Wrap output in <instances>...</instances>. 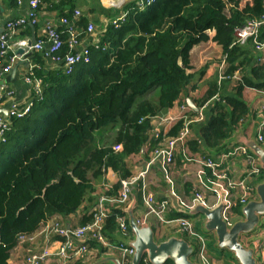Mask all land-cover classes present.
Instances as JSON below:
<instances>
[{
  "label": "trees",
  "instance_id": "1",
  "mask_svg": "<svg viewBox=\"0 0 264 264\" xmlns=\"http://www.w3.org/2000/svg\"><path fill=\"white\" fill-rule=\"evenodd\" d=\"M77 1L62 0L57 5L62 16H73ZM139 1L122 9L100 6L90 11L109 19L127 13L120 26L108 25L89 48L90 64L70 75L62 63L45 74L34 66L35 77L42 80L41 98L34 94L30 112L11 118L4 141L0 139V264H9L20 239L36 233L54 215L69 218L83 204H97V186L108 169L121 180L132 175L128 158L147 144L152 119L173 108L186 92L192 79L191 51L209 40L208 32L215 31L213 40L225 52V74L240 72L246 86L264 91V62L253 66L252 41L233 45L235 30L264 14V0H157L144 10ZM88 22L87 17L76 22L80 40ZM261 31L264 42V27ZM59 32L66 39L63 29ZM67 52L64 47L61 55ZM248 69L250 77L244 74ZM243 87L231 95L217 82L210 86L203 103L212 101L211 116L198 124L201 138L190 143L192 152L208 157L233 135L249 113L241 99ZM216 95L219 101L213 100ZM182 127L183 121L178 122L168 135L177 136ZM108 209L105 234L115 242L120 234L116 218L128 216V210L123 205ZM236 212L242 215L240 209ZM90 220L85 215L81 225ZM127 233L132 234L130 227Z\"/></svg>",
  "mask_w": 264,
  "mask_h": 264
},
{
  "label": "crops",
  "instance_id": "2",
  "mask_svg": "<svg viewBox=\"0 0 264 264\" xmlns=\"http://www.w3.org/2000/svg\"><path fill=\"white\" fill-rule=\"evenodd\" d=\"M61 1L62 0H44L38 10L37 24L28 25L25 28L18 30L15 34H12L10 42L13 46L14 52L16 51L18 46H24L23 43L26 44V42L31 39L33 35L36 36V42L42 41L45 43L42 51H34L33 54L28 56L24 54V59L22 58V56H20L13 70L10 73L6 74L3 80L0 82V88H3L4 96L3 101L0 105V115L4 116L5 111L9 108L11 109L13 107H24L28 105L32 100L34 95V85L29 84L26 81V76L28 75L30 69H34L36 67V70L38 72L41 71L45 74L50 70L61 67V65L57 62H54L49 55L50 46L46 42L45 31V24L50 22L54 23V26L56 27V29H58V31L60 29H63V32H66V27L61 24V18L66 17L69 20L73 19L74 13L73 16L71 14L70 17L62 16L60 10L57 8V5L60 4ZM109 1L111 2V0H108V2ZM29 2L30 0H0L1 23L4 24L21 18L27 19L29 13L31 12ZM125 2L117 4V7ZM76 6V8L82 12L81 18L87 17L89 20L88 23H92L95 25V32L91 34L88 33L87 30L86 32H84L85 34L83 37H81L78 51H81L85 47L90 48L92 45L97 44L100 34L106 29V27L124 14V12L121 13V15L115 19H109L107 17L104 18L103 16L98 17L95 14H91L90 11L96 7L117 9L115 8V6L106 5L104 0H78ZM89 24L87 25V28ZM78 30L79 28L77 29V31ZM5 33L9 32L6 30ZM208 36V41L195 46L191 51L190 56L192 67L188 71V74L191 75L192 79L190 85L186 88V92L182 94V97L175 103L173 108L165 112V114L157 116V118H155L151 122V129L149 131V139L147 144L139 154L132 155L128 158L127 163L130 167L132 175L137 174L145 169V166L150 161L155 148H157V142L154 138V133L156 131L165 132L166 130L170 132L172 128L175 127V125L171 121H161V119H168L176 116L178 117L183 114L182 106L191 108L187 102L188 100H190L199 109L210 102L204 111L206 119L205 123L208 122V119L211 116V109L209 108V106L212 101L203 103V99L209 91L210 86L217 82L218 88L221 89V91L231 95H236L235 88L242 84L244 86V89L241 99L248 107L249 113L238 123L233 135L223 142V144L217 149L216 153L210 152V154L205 155H210L208 157H213L215 159L224 160V168L231 173L232 177L235 180L246 179L247 165L244 157L240 153L233 155L232 152L235 148H238L240 146L245 147L244 142L256 141L258 128L263 119L260 107L261 104L264 103V91L246 86L243 83L242 77V81L227 80V82L223 81L219 84V76L221 70H224L226 72L229 64L224 60L226 59V55L223 48L213 40L215 31L208 32ZM33 45H35V43ZM248 45L249 44L246 43L243 46ZM252 50L254 53L253 66L255 64H262L264 62L261 61L262 55L260 53H257L255 51V48H253ZM244 74L250 77V69H248ZM36 77L38 76L36 75ZM191 128L192 141L199 140L201 138L200 130L202 128V125L194 124ZM260 147L264 150L262 146ZM190 155L200 158L204 157L202 153L192 152L191 146ZM255 157L257 160V164L261 165L259 158L257 156ZM148 179L151 184V189L155 192L157 198L159 200L168 199L170 201L173 209V213L168 214L170 218H173L176 215H189V213L192 212L198 205H203L205 208L212 210L220 205L226 194V190L224 187L213 184V182L211 181L212 176L209 171L202 168L198 163H188L181 155L177 156L175 165L168 171H165L162 162L156 163L153 167V170L149 172ZM262 180V178L259 179L254 177L248 179L247 183L256 192V187L262 182ZM120 181L121 178L119 177L118 173L110 170L105 176L102 183L97 186V192L99 196H101L102 193L101 191L103 183H105L106 185H111V187L113 188V195L118 194L120 188L116 191V193L114 191L116 185H120ZM197 193L202 194L203 197H205L203 204L196 201L195 194ZM255 200H257V196ZM132 203L134 217H140L144 212V204L142 196L137 189H134L133 191ZM95 205L96 204L85 203L79 209L77 214L69 218H63L64 220L58 215H54L52 218L61 220L62 224L65 227L81 225L82 218L85 215L89 216L93 211ZM237 216L239 217V215ZM188 219L190 221L191 219L201 220L204 228L206 219L203 215H189ZM261 223L264 224V217L261 218ZM193 225L195 228L196 224L193 223ZM150 227L153 228L157 242H165L171 237L183 238L182 232H180L179 226L176 224L161 225L156 219L152 218ZM195 231L199 234L196 229ZM212 233L215 235L214 232ZM115 239L116 240L114 243H119L120 241H122L128 244L129 242L133 241L134 234H129V236L126 238L118 233L115 235ZM187 241L193 246L197 244L194 238L187 237ZM240 241L246 248H253L255 250L256 259H260L262 256L264 257V231H255L249 235H243L241 236ZM47 248L52 253V256L48 258L44 264H57L58 258L56 256V253L58 251V244L44 236H39V238L33 244H19L13 250L9 264H24L25 259L29 255L41 253L44 249ZM98 254L99 253L97 250L91 249L90 253L83 262H76L73 264H94L98 261ZM209 256L217 264H227L222 258H216L212 254H210V252ZM232 258L233 259H231L228 264H239L233 256ZM194 262L196 264H199V261L196 258L194 259Z\"/></svg>",
  "mask_w": 264,
  "mask_h": 264
},
{
  "label": "built area",
  "instance_id": "3",
  "mask_svg": "<svg viewBox=\"0 0 264 264\" xmlns=\"http://www.w3.org/2000/svg\"><path fill=\"white\" fill-rule=\"evenodd\" d=\"M157 0H140L139 8L144 10L148 6L155 3ZM42 0H30L29 5L31 12L27 19H16L2 24L0 21V82L6 74L10 73L17 61L18 55L13 51L10 39L12 34L18 30L25 28L28 25H36L38 20L39 5ZM82 12L77 9L74 12V17L69 20L66 17L61 18V24L66 27V39L62 37V33L56 29L54 23H46V42L49 44V55L54 62L62 63L64 71L67 75L72 74L76 68L83 64L91 63V51L89 47H85L78 51L80 44L79 32L76 28V22L81 17ZM127 13H124L119 18L112 22L115 26H120L121 22L126 19ZM264 27V14L252 21H249L243 27L237 28L234 32L235 42L233 45H244L252 41L255 51L262 55L264 61V42L260 37V32ZM9 33H5L6 30ZM88 33L95 32V25L89 24L87 28ZM42 41L36 42L35 45L30 47L33 51H42L44 47ZM21 44V43H20ZM23 45H26L23 43ZM67 47L68 52L61 55V50ZM24 56L22 55V58ZM226 61V59H224ZM225 63V62H224ZM33 68L30 69L26 76V81L34 85V94L41 98L42 94V80L35 77ZM242 81L240 72H236L233 76H227L224 70H221L219 76V84L223 81ZM3 88H0V105L3 101ZM213 100L219 101V95H216ZM210 103V102H209ZM200 108L198 113L193 114V110L187 106H182L183 114L180 116L161 119V121H171L174 125L183 121V127L177 136H169V131L165 132L156 131L154 138L157 142L150 161L146 164L145 169L137 174L120 181V190L118 194L113 195V188L111 185L102 184V193L99 197L97 204L91 212V220L89 223L77 226L65 227L61 220L52 218L42 224L41 228L34 234L23 236L20 239V245L33 244L39 236H44L58 244V251L56 256L58 258L57 264H73L76 262H83L88 256L91 249H95L103 256H115L119 259L121 264H132L135 250L128 246L127 243L120 241L119 243L112 242L105 234L107 219L111 217L109 207L114 205L126 206L129 210L132 203V194L134 189H137L143 199L144 212L140 217L135 218L138 227L150 226L151 219H156L161 225L179 226L180 232L183 236L194 238L196 240V259L199 264H217L213 261L208 252L206 239L195 231L193 223L186 217L175 216L170 218L168 214L173 213L172 205L168 199L159 200L155 192L151 189V184L148 179L149 172L153 170L156 163L162 162L165 171L170 170L176 163L177 156L181 155L188 163H198L202 168L211 173L212 182L215 185L224 187L226 190L225 198L221 201L224 203L223 220L229 227L233 226L234 220L242 216L236 212L237 209L242 211L249 202L255 200L256 192L247 183L250 178L263 179L264 171L261 165L257 164L255 155L244 146L235 148L232 154H242L247 165V177L243 180H235L231 173L228 172L223 164L224 160L215 159L213 157H197L190 155V143L192 142V125L201 124L205 121L204 111L209 104ZM32 101L24 107H13L9 110L7 116L0 115V139H3L6 131L9 129V122L11 118H21L27 115L32 107ZM262 114V122L258 128L256 141L264 148V103L260 107ZM157 118L154 117L152 121ZM121 146L115 147V151L120 152ZM111 169L106 171L105 176ZM104 176V178H105ZM196 201L202 203L205 200L202 194H195ZM203 206V205H201ZM123 237H128L129 219L128 216L119 215L116 218ZM98 254V256H99ZM52 256L50 250L44 249L41 253L29 255L24 264H44L45 261ZM257 264H264V257L256 259ZM144 262L150 264L147 258Z\"/></svg>",
  "mask_w": 264,
  "mask_h": 264
},
{
  "label": "water",
  "instance_id": "4",
  "mask_svg": "<svg viewBox=\"0 0 264 264\" xmlns=\"http://www.w3.org/2000/svg\"><path fill=\"white\" fill-rule=\"evenodd\" d=\"M115 8L121 7L115 6ZM34 43H36L35 35L26 42V45L18 46L15 54L18 56L33 54L34 51L30 50V47ZM187 102L194 112L200 111L190 100ZM9 110L10 108L5 111L4 116H7ZM244 145L259 158L261 168L264 171V150L256 141L244 142ZM256 196L257 200L249 202L242 208L243 219L235 222L231 227L223 220V202L212 210L198 205L189 213L190 216L203 215L205 217L204 230L209 233L214 232L218 248L232 253L239 264H257L255 250L246 248L240 240L241 236L255 232L261 224V218L264 217V177L256 187ZM128 219L129 227L134 234L133 241L128 243V246L135 250L132 264H141L144 258H147L150 264H166L168 261H172L173 264H196L192 260L195 247L186 239L171 237L165 242H157L152 227L137 226L132 206L128 210ZM106 263L121 264L116 257H102L94 264Z\"/></svg>",
  "mask_w": 264,
  "mask_h": 264
},
{
  "label": "rangeland",
  "instance_id": "5",
  "mask_svg": "<svg viewBox=\"0 0 264 264\" xmlns=\"http://www.w3.org/2000/svg\"><path fill=\"white\" fill-rule=\"evenodd\" d=\"M133 0H127L125 2V4L122 7H124L125 5H127L128 3H130ZM118 8V9H121ZM39 79V78H38ZM243 219V216H241L239 219H235L234 223L237 221H240ZM192 223H195V229L199 232V234H201V236H203L206 239L207 242V246H208V250L210 252V254H212L214 257L216 258H222L227 264L230 262L233 256L232 253L228 252V251H222L217 247V239L216 236L213 233H207L204 231L203 228V224L201 220H197V219H191ZM257 232H262L264 231V224L261 223L260 226L256 229ZM237 261V260H236Z\"/></svg>",
  "mask_w": 264,
  "mask_h": 264
},
{
  "label": "bare ground",
  "instance_id": "6",
  "mask_svg": "<svg viewBox=\"0 0 264 264\" xmlns=\"http://www.w3.org/2000/svg\"><path fill=\"white\" fill-rule=\"evenodd\" d=\"M104 1H105L106 5L117 6V4H120L121 2H125L126 0H111V2L110 1L108 2V0H104ZM123 4H125V3H123ZM123 4L120 5L119 7L123 6Z\"/></svg>",
  "mask_w": 264,
  "mask_h": 264
},
{
  "label": "clouds",
  "instance_id": "7",
  "mask_svg": "<svg viewBox=\"0 0 264 264\" xmlns=\"http://www.w3.org/2000/svg\"><path fill=\"white\" fill-rule=\"evenodd\" d=\"M196 252V251H195Z\"/></svg>",
  "mask_w": 264,
  "mask_h": 264
}]
</instances>
